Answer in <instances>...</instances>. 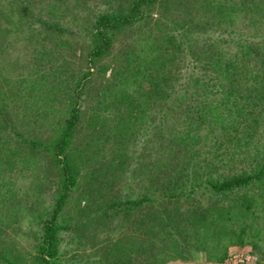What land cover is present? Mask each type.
Wrapping results in <instances>:
<instances>
[{"label":"rangeland","instance_id":"374dc122","mask_svg":"<svg viewBox=\"0 0 264 264\" xmlns=\"http://www.w3.org/2000/svg\"><path fill=\"white\" fill-rule=\"evenodd\" d=\"M0 1L2 2L0 3V89L6 97L11 96L10 98L16 102L15 109L19 114L14 118L16 124L26 120L29 114L32 116L36 111L37 117L46 113V116L40 119V123H32L30 117L27 121L28 124L30 123L29 128L26 135L22 136V147H32L37 150L36 158L31 155L32 157L29 156V160L24 163V160L17 158L16 155L8 161L7 154L4 152L0 154L1 180L5 181L1 188L6 193L5 200L8 201L7 207L3 211L0 209V227L7 237L5 244L12 242L19 250L21 248L23 261L27 264H35L37 246L43 234L41 214L54 206L59 190L63 188L61 167L52 149V144L55 143L54 138L58 134L57 129L62 124L56 120L59 115L64 120L69 118L70 115L68 111H65V107L70 108L76 103L73 102L77 97L72 92V83L77 82L78 77L84 74L85 52L91 37L85 36L88 33L83 34V31L79 30L73 38L67 37L64 32L63 44L58 38H53L49 34H46L49 37H45L40 42L42 37L35 35V31H28L26 27L25 30L22 28L25 25L20 19L25 22L30 19L23 16L21 18V15L27 14L19 12L18 9L10 10L6 4L9 0ZM10 1L14 2V0ZM248 1L156 0L150 11L166 26L158 27L153 22L150 27L142 26L143 30H139L138 35L135 33L137 37L129 36L134 34L132 32L130 34L127 32L128 36L124 38L123 35L115 36L113 52L97 63L99 68L103 69L95 70L90 78L91 81L83 87L82 102L76 103L81 104L85 114L81 115L83 118L75 125L67 151L72 152L78 162L79 176L77 185L71 192L59 220L62 225L70 223L74 225L75 222L79 224L80 221L84 222L87 213L91 218L96 216V219H92L87 226L85 225L86 235L83 239L80 238L77 230L62 227L58 248L60 255L67 263L110 264V259L112 260L116 255L114 247L119 248L122 243L130 244L137 234L140 246L144 244L146 249L149 247L159 249L158 262L162 264H264V212L255 219L256 226L262 227L261 232L249 237L246 244L241 246L229 242L228 236L226 238L220 229L222 223L219 229H212V226L200 240H196L195 236L192 237L191 239L195 240L187 248L182 249L176 239L179 238V234L169 237L160 229L152 234H147L143 230L141 222H145L148 210L144 208L146 207L144 204L135 206L131 201H140L151 191L147 186L148 172L145 164L153 165L155 160L159 158L162 160L168 155L161 152L160 135L149 134L148 130L149 127L159 123L164 107L163 104L157 105L160 103L158 96H154L153 100H143V97L134 98V103L128 105L122 92L126 89L124 82L121 83L120 79L122 72H119L116 63L118 54L122 56L124 54L122 47L126 50L130 46H137L138 56H145L144 54H147L145 50L156 42L155 35L160 34L161 28H164L166 33L160 44L171 49L172 69L177 70V73L183 68L187 72L190 71L189 68L193 62L190 50L192 52L193 49H200L202 46L217 44L218 49L226 56L237 49L239 42H254L264 50V4H260L257 0L254 6L243 5V3L249 4ZM254 2L256 0H253ZM35 14L33 18H39L36 12ZM43 16L48 17L46 12ZM155 19L153 18L154 21ZM173 35V41L168 42L166 38ZM43 44L46 45L43 46ZM179 44L180 49L173 50V47ZM45 46H50L47 50L53 53V59L47 56V50H44V53L43 50L41 51V48ZM72 48L75 53H73L75 64L65 65L66 68H64L61 66L63 56H68ZM172 74L175 75V72ZM65 75L72 78L71 81L64 83ZM169 82L171 84L168 86L170 100L177 104L179 82L171 79ZM133 87L127 91L133 92ZM137 100L139 103L136 102ZM95 105H97L98 114L95 112L88 114L87 108L92 109L91 106ZM62 108H64L63 113L55 115L57 109L60 112ZM117 108L133 110L132 112L139 116L134 123L138 130L132 133L127 130V133L121 135L127 141L126 147H128V154L123 160L118 159L120 156L115 154L114 138L109 137L108 141H105L103 134H97L99 129H106L105 134H107V130L113 129L116 122L121 125L129 124L130 121L121 120V116L115 117L118 114L115 113ZM51 111L53 112L48 115ZM106 114H108L107 117ZM126 115L127 113L124 112L125 117ZM97 117L100 119L106 117L107 123L103 126L101 123L89 124ZM262 120L261 134L256 139L259 141L264 140V119ZM19 128L25 129L22 125H19ZM149 138H151L150 144ZM204 148L206 152L202 156H208V159L219 160L220 163L226 164L228 173L241 169L248 162L247 159H242L243 156L241 161L233 155L227 142L221 144L218 141L214 144L212 141ZM142 150H145V153L139 157ZM114 156H116L115 160ZM201 195L200 189L195 196L198 198ZM211 196L206 190L201 201L210 205L213 200H217L216 196ZM118 199L122 202L120 205L109 207L110 202ZM0 201L4 204L1 196ZM167 202L168 206L173 208L178 205L183 206L181 204L183 202ZM83 206H87L90 211H85L82 215L78 208ZM237 209L239 208H235ZM235 221L239 222V220ZM143 233L147 235L145 243L144 239H140L144 238ZM117 241L120 244L116 245ZM224 245L228 249L225 257L221 259L208 257V251L219 250L220 253L224 250ZM84 254L92 255L84 256ZM108 256L109 259L105 260ZM134 256L138 260H143L146 253L140 251V254ZM133 257L130 256L132 260Z\"/></svg>","mask_w":264,"mask_h":264},{"label":"trees","instance_id":"16d2710c","mask_svg":"<svg viewBox=\"0 0 264 264\" xmlns=\"http://www.w3.org/2000/svg\"><path fill=\"white\" fill-rule=\"evenodd\" d=\"M155 2L156 0H14V2L9 0L6 4L10 10L18 9L19 12L27 14L21 15V18L23 16L30 19L28 22L20 19L25 25L22 28L35 31V35L42 37L40 42L45 37H49L46 34L58 38L63 44L64 32L67 37L72 38L79 30L83 31V34L88 33L85 36H90L91 39L85 52L84 74L78 77L77 82L72 83V92L78 98L73 102L81 103L83 87L91 81L90 78L95 70L103 69L99 68L97 63L113 52L115 36L123 35L124 38L127 32L128 34L132 32L134 34L129 36L137 37L139 30H143L142 26L150 27L153 22L158 27L166 26L150 11ZM248 2L249 4L243 3V5L254 6L257 0L254 3L253 0ZM259 2L264 4V0ZM35 12L39 18H33ZM45 12L48 15L46 18L43 16ZM153 18H156V21ZM163 29H160L159 35H155L156 42L145 50L147 53L144 54L145 56H138L137 46H130L126 50L122 47L124 54L123 56L118 54L116 60L119 72H122L121 83L124 82L126 87L122 91L123 97L128 105L134 103V98L143 97V100H153L154 96H158L160 103L157 105L163 104L164 107L159 123L149 127L148 130L149 134L160 135L161 152L168 155L162 160L160 158L155 160L154 166L145 164L148 172L147 186L151 191L140 201L131 202H134L135 206L141 204L146 206L144 208L148 210V216L145 217V222L141 223L147 234L159 231L157 229L166 232L169 237L179 234V238L175 236L179 241L180 249L187 248L195 239L200 240L212 226V229H219L221 223L220 229L226 238L228 236L230 243L244 245L249 237L261 232L262 227L256 226L255 219L264 212V140H256L261 134L262 119H264V50L254 42H239L237 49L226 56L218 49L217 44L202 46L200 49H193L192 52L190 50L193 61L190 71L187 72L183 68L177 73V70L172 69L171 49L160 44L166 33ZM173 38L174 35L168 36L166 40L172 42ZM48 47L41 48V51L43 50L44 53ZM173 48L179 50L180 44ZM73 53L74 48L69 51L68 56H63L62 67L75 64ZM47 56L52 58L53 53L47 50ZM173 72L175 75L172 74ZM71 79L65 75L64 83ZM170 79L177 80L180 85L177 89V104L170 100L168 89L171 85ZM132 86H134L133 92L127 91ZM10 97H6L0 89V154L2 152L7 154L8 161L16 155L25 163L29 160V156L33 155L35 158L38 156V151L34 148L22 147V136L26 135L30 124L27 121L31 117L32 123H40V119L45 117L46 113L37 117L36 111L32 116L29 114L26 120L16 124L14 118L19 114L15 109L17 106L15 100ZM136 102L139 103L138 100ZM76 103L70 108L64 106L65 111L70 115L69 118L64 120L59 115L56 120L62 124L57 129L58 134L54 138L52 149L61 167L63 188L59 190L54 206L41 214L43 234L37 246L35 264H69L60 255L58 248L62 227L77 230L80 238L83 239L86 235L85 225L96 219V216L91 218L87 213L84 222L80 221L79 224L75 222L74 225L71 223L62 225L59 220L79 176L78 162L72 152L67 151L75 125L83 118L81 115L85 114L81 104ZM96 106H91L92 109L88 107V114L93 112L98 114ZM58 109L55 115L63 113L64 108L60 109V112ZM132 111L117 108L115 113L118 114L115 117L121 116V120L130 121L129 124L121 125L116 122L113 129L107 130V134H105L106 129L97 131V134H103L105 141H108L109 137L114 138L116 142L114 151L116 156H120L118 158L120 160L128 154L127 141L121 135L127 133V130L131 133L138 130L134 123L139 116ZM124 112L127 113L126 117ZM106 117L92 119L89 124L101 123L103 126L107 123ZM19 125L25 129H20ZM150 140L151 138L149 144ZM212 141L214 144L218 141L221 144L227 142L233 155L240 160L243 156L242 159H247L248 162L241 169L228 173L226 164L202 156L206 152L204 146ZM142 151L139 157L145 153V150ZM1 177L0 174V196L4 201V204L0 201V209L3 211L8 201L5 200L6 193L1 188L2 183H5ZM200 189L202 195L207 190V193L212 195L211 197L216 196L217 200H213L210 205L204 204L201 201L202 195L198 198L195 196ZM167 201L183 202L181 203L183 206L178 205L173 208L168 206ZM121 203L120 199L114 200L110 202L109 207ZM235 208L239 209L235 210ZM88 210L90 211L87 206L78 208L82 215ZM135 235L130 244L122 243L119 248L114 247L116 255L112 260L110 259V264H162L158 262L159 249L153 247L146 249L144 244L140 246L139 235ZM143 235L144 238L140 239H144L145 243L147 235L144 233ZM194 236L195 239H191ZM6 238L4 230L0 227V264H27L23 261L21 248L19 250L12 242L5 244ZM118 244L120 243L117 241L116 245ZM226 245L220 253L219 250L208 251V257L219 259L225 257L228 252ZM140 251L146 253L143 260L133 257L135 254H140ZM106 253L110 255L108 251ZM90 255L92 254H84V256ZM106 259H109V256Z\"/></svg>","mask_w":264,"mask_h":264}]
</instances>
